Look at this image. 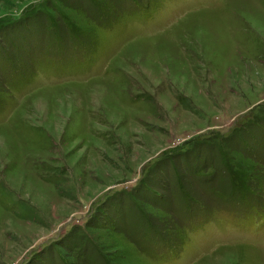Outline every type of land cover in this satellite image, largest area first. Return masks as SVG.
<instances>
[{"label":"rangeland","instance_id":"rangeland-1","mask_svg":"<svg viewBox=\"0 0 264 264\" xmlns=\"http://www.w3.org/2000/svg\"><path fill=\"white\" fill-rule=\"evenodd\" d=\"M0 264H264V0H0Z\"/></svg>","mask_w":264,"mask_h":264}]
</instances>
